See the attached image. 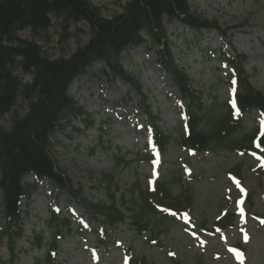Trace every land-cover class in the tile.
<instances>
[{
	"label": "rangeland",
	"instance_id": "1",
	"mask_svg": "<svg viewBox=\"0 0 264 264\" xmlns=\"http://www.w3.org/2000/svg\"><path fill=\"white\" fill-rule=\"evenodd\" d=\"M88 1L102 16L111 17L129 0ZM188 1L196 13L217 20L222 29L230 28L221 35L216 30L195 33L178 22L166 25L175 62L192 88L203 93L205 103L230 102L234 97L233 70L225 61L242 54L249 82L264 94V0ZM17 36L38 43L44 56L58 58L84 44L90 31L85 23L77 22L64 33L52 15L47 30L25 28ZM144 38L147 40L146 35ZM149 47L145 42L126 49L121 63L140 83L151 114L168 137L164 151L153 142L150 117L133 87L108 75L99 62L76 77L69 88L87 115L70 119L52 136L58 168L90 201L108 204L112 195L124 213L123 223L117 229L105 228L66 192L41 179L28 200L21 198L22 234L12 264H34L45 256V247H32L31 239L42 231L43 241L48 240L52 230L45 222L50 212L69 217L71 223V229L57 237L58 245L51 252L53 264H127L129 255L131 264H264V147L260 154L192 152L187 148L182 142L185 102ZM16 74L23 82L31 80L28 74ZM25 112L24 102L18 100L10 112L0 116V128L9 129L13 118ZM262 122V112L251 109L243 116L242 134L261 129ZM157 158L159 163H155ZM236 167L237 179L231 175ZM103 175L112 177L109 188L101 180ZM163 178L169 183L172 199L189 191L191 204L185 212L150 217L147 228L138 232L127 208L130 189L139 184L148 190ZM24 181L33 184L35 176L28 173ZM242 199L243 218L237 207ZM225 215L231 216V225L212 230L215 221ZM2 225L0 192V231ZM237 252L242 255L238 257ZM9 259L8 243L2 239L0 264H10Z\"/></svg>",
	"mask_w": 264,
	"mask_h": 264
},
{
	"label": "trees",
	"instance_id": "2",
	"mask_svg": "<svg viewBox=\"0 0 264 264\" xmlns=\"http://www.w3.org/2000/svg\"><path fill=\"white\" fill-rule=\"evenodd\" d=\"M57 17L59 26L66 33L71 24L85 23L90 31L89 39L79 45L69 56L49 58L43 55L40 45L33 40L19 38L17 32L29 28L33 32L45 31L50 26V16ZM179 22L195 32L215 29L225 34L215 19L192 10L188 0H129L121 11L104 17L100 9L88 0H0V116L12 110L22 100L26 112L14 117L9 129L0 128V192L2 230L0 240L8 243L9 262L13 263L16 241L21 237V198L27 200L36 192L37 183L48 179L60 191L66 192L85 210L88 216L105 228L117 229L124 221V213L117 207L112 195L108 204L92 202L83 196L79 187L62 172L52 151V136L75 117L87 115L85 110L68 93L71 82L94 62L104 64L108 75L125 81L135 90L148 117L154 142L165 150L168 137L151 114L147 96L135 77L123 69L122 52L149 38L156 62L164 70L179 91L186 105L187 134L183 144L196 152L256 151L264 147V130L254 128L242 134L243 118L251 109L264 113V94L255 89L242 67L244 55L227 58L236 81V108L230 103L218 104L215 100L205 103L203 93L192 88L185 71L178 67L172 55L165 25ZM66 37V36H65ZM64 37V38H65ZM19 71L31 76L23 82ZM86 127L90 125L87 121ZM264 172V167L262 168ZM35 175V182H24L27 173ZM231 173L239 177L238 168ZM102 181L109 188L111 175H103ZM169 183L156 181L148 190L139 184L130 189L132 222L138 232L147 228L148 219L155 215L166 216L170 212L185 211L192 201L189 191L171 198ZM125 204V201H123ZM45 222L52 230L46 239L42 231L34 233L31 246L45 247V256L34 264H53L52 250L59 238L71 229L70 220L50 212ZM232 218L225 215L215 221L212 230L231 225ZM128 264L132 258L128 256Z\"/></svg>",
	"mask_w": 264,
	"mask_h": 264
},
{
	"label": "snow or ice",
	"instance_id": "3",
	"mask_svg": "<svg viewBox=\"0 0 264 264\" xmlns=\"http://www.w3.org/2000/svg\"><path fill=\"white\" fill-rule=\"evenodd\" d=\"M232 83H233V88H232L231 91H232L233 96H235V93H236V87H235L236 81L233 80ZM230 103L232 104L233 107H236V100H235V98H233V100H232ZM262 124H264V122H262ZM155 163H159V159H158V158H157V160L155 161ZM261 166L264 167V161H261ZM153 175L155 176V171H154ZM242 192H243V190H242ZM243 204H244V200H243V199L237 202V207L239 208V212H240V215H241L242 218H243V216H244V209H243V207H242ZM241 222L243 223V219L241 220ZM243 238H244V240L247 242V240H248V236H247L246 233L244 234ZM203 243H204V242L201 241V244H203ZM230 251H231V250H230ZM236 255H237L238 257H240L242 254H240V253L237 252Z\"/></svg>",
	"mask_w": 264,
	"mask_h": 264
}]
</instances>
